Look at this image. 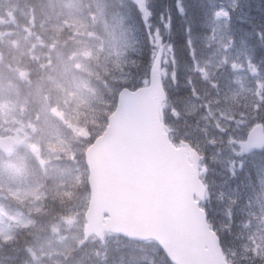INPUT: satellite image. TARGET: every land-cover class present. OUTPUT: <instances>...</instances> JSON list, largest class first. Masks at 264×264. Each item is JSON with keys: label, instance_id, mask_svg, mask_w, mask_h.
<instances>
[{"label": "rangeland", "instance_id": "1", "mask_svg": "<svg viewBox=\"0 0 264 264\" xmlns=\"http://www.w3.org/2000/svg\"><path fill=\"white\" fill-rule=\"evenodd\" d=\"M141 2L153 13V26L166 8L179 14L177 3L195 9L202 63L208 61L210 74L223 55L241 65L245 70L232 74L230 103L250 99L254 78L247 63L264 78V36L255 35L264 26L239 28V8L249 0ZM135 8L134 0H0V134L23 142L13 159L0 154V264H121V258L130 264L133 248V264H159L150 242L106 236L82 244L88 202L83 155L100 132L120 66L129 61L128 71L141 47L129 15ZM217 9L231 12L230 19L216 17ZM223 45H229L226 54L218 51Z\"/></svg>", "mask_w": 264, "mask_h": 264}, {"label": "snow or ice", "instance_id": "2", "mask_svg": "<svg viewBox=\"0 0 264 264\" xmlns=\"http://www.w3.org/2000/svg\"><path fill=\"white\" fill-rule=\"evenodd\" d=\"M134 2L138 8L130 9L129 15L137 24L141 47L128 71L124 69L129 61L120 66L98 135L109 131L119 135L126 128L143 135L153 125L159 130L160 151L173 161L170 170L148 178L156 206L151 227L161 237L155 249L159 264H264V78L260 69L247 63L254 78L250 99L245 97L242 105L230 103L235 99V94L229 95L232 74L245 69L223 55L210 74L192 25L177 39L171 10L158 13L153 26V13L145 10L141 0ZM177 10L187 15L178 3ZM221 14L231 17L227 10L214 12L216 17ZM228 48L223 45L218 51L226 54ZM254 132L260 135L259 142L253 141ZM170 175L177 177L171 186ZM131 178L137 179L135 174ZM120 234L130 242L141 238ZM132 253L134 261V248Z\"/></svg>", "mask_w": 264, "mask_h": 264}, {"label": "water", "instance_id": "3", "mask_svg": "<svg viewBox=\"0 0 264 264\" xmlns=\"http://www.w3.org/2000/svg\"><path fill=\"white\" fill-rule=\"evenodd\" d=\"M15 145L10 140H0V149L8 155ZM160 145L159 130L153 125L143 135L132 128L124 129L119 135L106 132L87 149L85 164L91 199L85 238L91 234L102 238L103 233L125 237L120 233H129L141 237L137 241H161L151 227L156 206L150 195L148 178L170 170L173 161L160 151ZM133 174L136 180L131 178ZM168 180L171 186L177 177L170 175ZM105 215L109 218L103 224ZM163 242L178 259L183 258L170 242Z\"/></svg>", "mask_w": 264, "mask_h": 264}, {"label": "trees", "instance_id": "4", "mask_svg": "<svg viewBox=\"0 0 264 264\" xmlns=\"http://www.w3.org/2000/svg\"><path fill=\"white\" fill-rule=\"evenodd\" d=\"M114 2L117 3V1ZM183 8L186 9L187 15L181 16L180 14H177L173 17L174 34L176 35L177 39H181L183 37L185 27L187 25H192L194 37L198 36V27L199 24L201 23V16L199 15L198 12L195 13L196 10L191 8V6L187 4V2H185ZM197 24L198 27L195 26Z\"/></svg>", "mask_w": 264, "mask_h": 264}, {"label": "flooded vegetation", "instance_id": "5", "mask_svg": "<svg viewBox=\"0 0 264 264\" xmlns=\"http://www.w3.org/2000/svg\"><path fill=\"white\" fill-rule=\"evenodd\" d=\"M251 4L254 5V7L257 6L259 9V12H262V10H263L262 8L264 7V0H262L260 2H255V0H254L251 2Z\"/></svg>", "mask_w": 264, "mask_h": 264}]
</instances>
